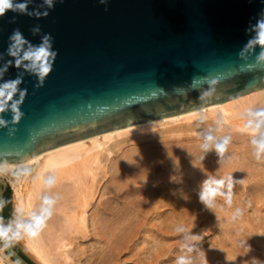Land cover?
I'll list each match as a JSON object with an SVG mask.
<instances>
[{
    "label": "water",
    "instance_id": "1",
    "mask_svg": "<svg viewBox=\"0 0 264 264\" xmlns=\"http://www.w3.org/2000/svg\"><path fill=\"white\" fill-rule=\"evenodd\" d=\"M40 3L33 0L29 10ZM261 13L264 0H63L46 18L8 12L0 18V53L19 28L33 44L50 33L58 55L42 87L25 74L24 116L14 135L0 129V162L24 163L100 134L264 89V69L255 62L260 47L239 56ZM37 25L41 33L33 36ZM19 71L10 67L3 79ZM205 78L217 80L212 97L202 96L210 87ZM3 115L11 119V113ZM6 190L0 179L4 223ZM11 251L13 262L33 264L15 246Z\"/></svg>",
    "mask_w": 264,
    "mask_h": 264
},
{
    "label": "bare ground",
    "instance_id": "2",
    "mask_svg": "<svg viewBox=\"0 0 264 264\" xmlns=\"http://www.w3.org/2000/svg\"><path fill=\"white\" fill-rule=\"evenodd\" d=\"M248 107H264V89L197 110L208 117L203 122L193 111L100 134L24 162L32 172L13 188L15 207L23 201L26 209L34 208L38 197L53 190L62 199L76 198L62 224L74 238L46 242L41 233L24 247L41 264H175L187 254L181 247L185 234L174 231L183 225L187 234L201 237L187 254L196 264L200 252L207 264L264 261V161L253 158L250 137L238 131L243 123L238 115ZM218 115L223 125L216 124ZM209 130L217 138L232 136L223 158L214 148L200 149ZM54 166L58 182L46 191L33 178ZM229 174L232 207L221 210L224 201L217 197L218 207L207 209L198 195L202 182ZM237 207L243 215L233 220Z\"/></svg>",
    "mask_w": 264,
    "mask_h": 264
},
{
    "label": "clouds",
    "instance_id": "3",
    "mask_svg": "<svg viewBox=\"0 0 264 264\" xmlns=\"http://www.w3.org/2000/svg\"><path fill=\"white\" fill-rule=\"evenodd\" d=\"M33 0H0V18L4 17L8 12H14L36 19L46 18L49 15V10L54 9L56 3H63V0H41L38 7L29 10V5ZM109 0H99L101 4H107ZM43 9V10H41ZM107 11V8H105ZM10 23H15L13 18ZM255 36L249 40L245 47L239 52V56L244 58L250 51L259 46L261 51L255 57L256 65L264 69V13H261L257 23L252 26ZM33 36L40 35L41 28L39 25L30 29ZM9 43L6 53H0V129L7 128L10 136L14 135L18 124L24 116L21 111V105L25 101L27 89H22L20 85L24 82L25 74L36 78V88L44 85L46 78L53 71L54 62L57 58L58 51L53 48V37L50 33L41 35L40 42L33 44L25 38L19 28L14 29L9 36ZM5 56L11 59H5ZM10 67H15L19 71L15 78L4 80V74L8 72ZM206 79V83L210 86L208 90L202 93V96L212 97L214 92L212 86L217 83V80ZM11 113V119L6 120L4 113ZM195 118L201 122L208 117L200 111L194 112ZM238 119L243 121L238 131L241 134H246L250 137L249 143L252 148L253 158L260 162L264 161V107H248L239 113ZM217 125L225 123L224 117L218 115L215 119ZM232 141L231 135H225L222 138H217L211 134L203 137V143L200 144V149L203 152H208L210 149L215 150L221 158L225 156L229 144ZM204 157L201 156L200 160ZM223 163V159L221 160ZM56 167L39 173L33 180L39 179L43 188L47 190L53 189L57 185ZM15 169V170H13ZM32 172L31 165L22 163L19 165H9L0 162V176L10 173L19 182L22 177H28ZM242 183V181H240ZM226 186L227 191L221 189ZM45 191V192H46ZM200 202L210 210L218 207L217 197L223 198V205H219L221 210L224 206L228 208L233 204V176L231 174L222 176L221 178L209 177L205 179L199 191ZM61 199L57 195H41L40 202L37 207L26 209L23 201L16 205L13 210V218L7 223H4L0 217V264L8 261L12 255V249L21 242L26 243L29 240L36 239L46 228L47 222L52 218L55 211V206ZM4 201L0 198V211L3 210ZM243 215V210L239 207L235 208L232 213V219L235 220ZM175 233H184L182 249L186 250L187 254L193 253L196 245L193 242L199 241V235L187 234V228L183 225H177L174 229ZM241 241V245H243ZM27 251V249H25ZM179 256L175 264H196V261L190 255ZM14 264H20L19 261H14ZM199 264H207L204 253H199ZM252 264H264V261L253 259Z\"/></svg>",
    "mask_w": 264,
    "mask_h": 264
},
{
    "label": "rangeland",
    "instance_id": "4",
    "mask_svg": "<svg viewBox=\"0 0 264 264\" xmlns=\"http://www.w3.org/2000/svg\"><path fill=\"white\" fill-rule=\"evenodd\" d=\"M0 179H4L7 183V190H6V193H5V196L7 194V191L8 189H10L11 193L9 195V208H8V221L10 219L13 218V210L15 208V200H14V186H16L18 184V182L15 180V177L12 176V175H6V176H0ZM44 194H47V195H57L59 193H57L56 191H50L49 193H43L42 195ZM41 197V196H40ZM40 197H38V200L37 202L35 203L36 204V207L38 206L39 202H40ZM75 197L73 198H70V199H60L57 203V205L55 206V211H54V215L52 216V218L47 222V226L46 228L42 231V236L43 238L46 240L49 241V242H55L57 240H62V239H67L68 241V237L71 236L70 235V231H69V227L65 230L64 229V225L63 222H64V219H63V213L65 211H68L69 209L72 208L74 202H75ZM48 227V228H47ZM72 232V230H71ZM76 235V234H75ZM74 235V236H75ZM80 236V235H79ZM73 237V235H72ZM76 237V236H75ZM71 238V237H69ZM74 238V237H73ZM90 239V238H89ZM70 240V239H69ZM24 242L23 243H20V244H17V248L19 249V251L33 264H41L39 263L40 260L38 261L37 257V261L38 262H35V256H33V254L28 251V248L27 246L24 247ZM25 248H27V251H25ZM30 252V253H29ZM55 253V252H54ZM32 254V255H31ZM4 264H10L9 263V260L7 261H4Z\"/></svg>",
    "mask_w": 264,
    "mask_h": 264
},
{
    "label": "trees",
    "instance_id": "5",
    "mask_svg": "<svg viewBox=\"0 0 264 264\" xmlns=\"http://www.w3.org/2000/svg\"><path fill=\"white\" fill-rule=\"evenodd\" d=\"M11 191L10 189H8L7 194L5 196V221L6 223L8 222V208H9V195H10ZM16 249L19 251V249L17 248V246H15ZM20 252V251H19ZM21 253V252H20ZM25 257V256H24ZM26 258V257H25ZM27 259V258H26ZM28 260V259H27ZM29 261V260H28Z\"/></svg>",
    "mask_w": 264,
    "mask_h": 264
}]
</instances>
